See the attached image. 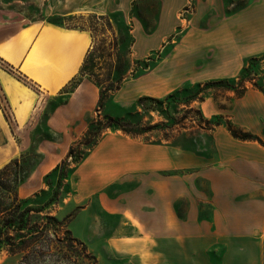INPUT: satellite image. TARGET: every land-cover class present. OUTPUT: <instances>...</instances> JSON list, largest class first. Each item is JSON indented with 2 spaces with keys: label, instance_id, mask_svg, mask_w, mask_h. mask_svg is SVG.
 <instances>
[{
  "label": "rangeland",
  "instance_id": "obj_1",
  "mask_svg": "<svg viewBox=\"0 0 264 264\" xmlns=\"http://www.w3.org/2000/svg\"><path fill=\"white\" fill-rule=\"evenodd\" d=\"M1 1L9 13L15 1L17 20L37 29L46 20L48 31L22 65L0 57V81L20 96L15 104L0 85V170L19 163L0 176V264H264V138L231 120L234 102L264 79V0H111L105 15L68 16L80 0ZM94 16L110 18L115 34ZM79 25L93 28L96 48L116 36L123 58L132 29L130 69L100 108L99 89L75 66L51 86L44 80L60 68L54 29ZM220 81L228 89H207L186 106ZM108 120L171 128L91 135ZM229 128L261 148L249 151L254 161L234 159L231 139L243 140ZM26 208L40 211L21 220ZM36 232L30 255L10 253Z\"/></svg>",
  "mask_w": 264,
  "mask_h": 264
},
{
  "label": "crops",
  "instance_id": "obj_2",
  "mask_svg": "<svg viewBox=\"0 0 264 264\" xmlns=\"http://www.w3.org/2000/svg\"><path fill=\"white\" fill-rule=\"evenodd\" d=\"M43 1L46 2V0H38L40 6L46 5ZM73 1L76 2L77 0H72V2ZM110 1L111 0H98V2H95V0H80V5H71L67 8V12H65L64 16L93 12L105 15L106 11L112 10ZM125 1L126 0L121 1V4H124ZM11 2L13 3L12 6L14 5V11L9 13L8 9L7 11L1 10V5L4 6V4L3 1L0 0V12L3 13L0 15V57L5 58L7 63H9L8 65L14 66L15 64L22 65L25 62L24 60L27 59L28 50L33 43H42L47 39L48 26L46 20L42 22L43 24L40 23L38 29L36 25H31L26 17L17 20V16L14 14L15 1ZM88 2L93 4H88ZM119 8H121L119 11L122 13L128 12L126 6L122 7V5H120ZM52 36L56 41L55 52H53L52 58L56 66L59 65L60 68L56 69L57 75L53 79L52 76H47L48 70L46 71V78H44V80L45 83L50 86L53 85L52 81L56 80V78L58 80H63L74 66L79 74L86 53L90 49L92 43L91 35L88 34L87 31L63 29L60 26L58 29H54ZM0 85L2 87L1 93H3L8 100L15 103L17 96H20L12 94L9 83L6 80L2 79ZM231 120L234 124L247 129L253 135L264 138V79L261 81V89L248 90L234 102ZM231 141L233 142V154H237L234 159L238 161H254V153H250L249 151L261 149L260 147H256L254 142H241L235 139H231ZM247 176L254 177L255 175L248 173ZM262 177H264V175ZM262 183H264V178ZM244 208L247 214L251 215L253 213L249 204ZM244 250L248 253V250Z\"/></svg>",
  "mask_w": 264,
  "mask_h": 264
},
{
  "label": "trees",
  "instance_id": "obj_3",
  "mask_svg": "<svg viewBox=\"0 0 264 264\" xmlns=\"http://www.w3.org/2000/svg\"><path fill=\"white\" fill-rule=\"evenodd\" d=\"M93 20H96L98 23L99 22H104L106 24V27H108V29L112 32V35L115 34L114 29H113V24L111 23V19L107 18V17H103V16H94ZM82 19V18H80ZM65 21V18H64ZM93 23L95 24V26L97 27V25L99 26V24ZM88 29H86L85 27H81L79 26H74V27H67V29H77V30H81V31H88L90 32L91 35V47L90 49L87 51L85 59L83 61V64L80 68L79 71V77L81 78H89L91 80V82L99 89V99H98V108L101 107V104L104 100H106V98L110 95L115 93L116 91H118L120 89V86L122 84V82L125 80L126 78V74L128 73L129 69H130V54H131V48L134 44L132 37L130 35L132 29L131 27L126 28L127 30V47H126V58H123L119 55V42L118 39L116 38V36L113 37L112 42L110 43V45L107 48H103L102 49L96 48L95 46V42H94V37H93V33L94 30L91 27H87ZM96 52H98L99 56L95 57ZM101 61L100 63V67L101 70L103 71H107V75L106 78L100 74V69L97 68V62ZM103 66H105V68H103ZM99 70V71H98ZM135 72V70L133 71ZM228 85L225 84L224 82L220 81V82H213L210 84H206L204 85L202 88H200L195 94L188 96L186 98V106L188 107L192 102L195 101V99L205 90L207 89H218V88H226L228 89ZM151 102L153 103H157V101L151 100ZM219 122H216L213 125V129L219 127ZM115 126L119 129V131H121L123 134L125 135H132L135 137H140L141 135H144L150 131H154V130H160V129H167V128H171V126H165L164 124H160V125H155V126H151L150 128H143L140 127V125L135 126V127H130L124 123L115 121V120H108L107 124L104 126H101V124L99 122L96 123L94 130L91 132V135H98L102 130L107 129L109 127ZM212 130V129H210ZM229 131L233 134L234 138L237 139H241L243 141H253L254 139L251 136H244L243 138H238V136L229 128ZM71 151L69 152V157L71 155ZM19 163L18 162H10L9 164H7L3 169L0 170V176L6 174L7 171L10 170V168H12L13 166H18ZM63 177H64V170H61L59 175H58V179H57V185H56V190H55V195L58 194L59 192V188L61 186V183L63 181ZM20 181L19 179V175L14 176L13 179L10 181L11 185H15ZM40 210L36 209V210H32L31 208H26L23 211H21V213L19 214V218L21 220H23V218L25 217V215H27L28 213L31 212H39ZM40 236L41 233L36 232L33 235H31L30 238H22L20 240V243L23 245L22 247H18L16 245H10L9 246V251L11 254H17L18 252H25L27 253L26 255H30L32 253V251L29 252V250H31L34 246L37 245V242L40 241ZM36 240V241H35ZM78 243V242H76ZM38 247V246H37ZM29 249V250H28ZM34 252V251H33ZM26 259V256H25ZM24 261V260H23ZM22 264H26V262H23Z\"/></svg>",
  "mask_w": 264,
  "mask_h": 264
}]
</instances>
